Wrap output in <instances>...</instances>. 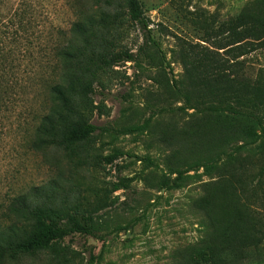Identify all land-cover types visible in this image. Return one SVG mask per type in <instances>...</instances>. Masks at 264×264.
<instances>
[{"label": "rangeland", "instance_id": "374dc122", "mask_svg": "<svg viewBox=\"0 0 264 264\" xmlns=\"http://www.w3.org/2000/svg\"><path fill=\"white\" fill-rule=\"evenodd\" d=\"M139 1L159 49L146 47L137 62L105 75L92 96L98 130L74 149L73 161L54 148L32 151L15 124L0 138V204L31 185L54 191L47 195L58 203H106L92 220L104 239L72 233L16 264H264V171L257 175L264 137L252 142L261 127L224 112L179 109L185 103L175 88L192 104L213 100L193 73L194 53L234 42L225 24L239 15L264 22V0ZM36 2L38 19L53 27L66 31L75 19L66 0ZM123 42L135 51L141 39L133 33ZM245 49L243 73L264 101V47ZM145 120L143 130L128 131ZM84 151L90 157L78 164ZM115 151L124 154L105 164ZM119 178L130 186L112 192Z\"/></svg>", "mask_w": 264, "mask_h": 264}, {"label": "trees", "instance_id": "16d2710c", "mask_svg": "<svg viewBox=\"0 0 264 264\" xmlns=\"http://www.w3.org/2000/svg\"><path fill=\"white\" fill-rule=\"evenodd\" d=\"M66 1L75 19L64 31L44 18L38 19L36 0H0V138L15 124L16 130L26 135L32 151L54 148L67 152L73 161L78 155L74 149L98 130L90 121L95 109L92 96L97 89H104L105 75L126 62H137L146 47H159L139 0H94L95 10L80 0ZM225 27L236 40L227 45L213 42L210 47L200 46L191 61L199 86L214 99L205 106L196 100L192 104L190 96L175 87L185 103L179 109L224 112L249 119L262 130L253 138L255 142L264 137V101L261 88L252 87L238 57L248 45L264 47V22L239 15ZM133 33L141 39L135 51L123 42ZM146 126L147 120L128 131H141ZM86 153L77 158L78 164L88 160ZM123 154L115 151L102 161L113 163ZM225 158L229 162L233 154ZM263 171L264 166L257 175ZM129 186L119 178L111 191ZM53 193L47 192L50 196ZM47 194L38 185H31L0 204V264H16L72 233L104 239L93 230L92 220L94 212L106 203L71 206L52 201ZM93 259L90 254V263Z\"/></svg>", "mask_w": 264, "mask_h": 264}]
</instances>
